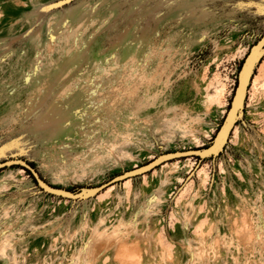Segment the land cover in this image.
<instances>
[{
  "label": "rangeland",
  "instance_id": "374dc122",
  "mask_svg": "<svg viewBox=\"0 0 264 264\" xmlns=\"http://www.w3.org/2000/svg\"><path fill=\"white\" fill-rule=\"evenodd\" d=\"M263 39L264 0H0V264H264V48L168 158Z\"/></svg>",
  "mask_w": 264,
  "mask_h": 264
},
{
  "label": "water",
  "instance_id": "95a60500",
  "mask_svg": "<svg viewBox=\"0 0 264 264\" xmlns=\"http://www.w3.org/2000/svg\"><path fill=\"white\" fill-rule=\"evenodd\" d=\"M263 48H264V39L259 45L256 46L254 50V54L251 55V57L246 61L241 77L238 80V84L235 89L234 96L232 98V102L230 105L229 112L226 116L225 123L222 129L217 133L215 143L205 151L187 150V151H181V152L169 154L168 158L170 160L176 159V158H183V157L209 156L210 154H212V152H214L216 147L219 146L224 141V139L231 132L232 127L235 124V120L238 117L239 112L244 105V101L247 96L248 86L251 80L252 72L256 65V54L260 53L263 50ZM116 181L117 179H113L104 185L94 188L92 189V193H98L102 191L103 189L109 187L111 184L115 183Z\"/></svg>",
  "mask_w": 264,
  "mask_h": 264
},
{
  "label": "bare ground",
  "instance_id": "6f19581e",
  "mask_svg": "<svg viewBox=\"0 0 264 264\" xmlns=\"http://www.w3.org/2000/svg\"><path fill=\"white\" fill-rule=\"evenodd\" d=\"M176 164H177V163H176ZM176 167H177V166H176V165H174V169H176Z\"/></svg>",
  "mask_w": 264,
  "mask_h": 264
}]
</instances>
